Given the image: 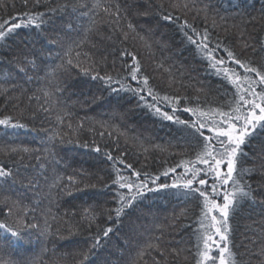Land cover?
Instances as JSON below:
<instances>
[{
  "label": "trees",
  "instance_id": "obj_1",
  "mask_svg": "<svg viewBox=\"0 0 264 264\" xmlns=\"http://www.w3.org/2000/svg\"><path fill=\"white\" fill-rule=\"evenodd\" d=\"M115 2L126 7L128 19L137 25L140 35L148 34L145 38L149 40L150 47L131 35L127 41L116 39L117 34L112 32L102 12L100 15H82L88 10L74 11L71 8L46 16L41 26L43 30L33 27L16 30L17 34L11 38L8 46L0 47V119L8 116L27 125L23 129H4L0 126V144L7 142L39 150L40 155L37 160L36 151L22 153L24 159L21 161L16 154L0 152V164L14 170L18 168L20 173L16 183L9 182L7 186L0 187V220L5 218V205L16 201L19 208L29 210V215L35 216L43 227V213L51 208L48 217L50 234L46 240H38L33 235L30 244L19 242L6 249L0 244V249H5L0 251V258L27 264L29 259L38 258L43 253L46 264H72L73 257L89 247L95 235L112 227L109 236L101 239V246L90 254L88 264H131L134 259L136 264H152V256L159 259L157 253L142 260L137 258L142 241L148 239L145 229L153 234L160 230L164 233L165 258L161 264H195V230L200 208L197 202L183 199L176 189L149 194L151 199H145L138 207L129 209L127 215L118 221L98 215L91 228L79 227L84 223L81 214L90 205L97 208L111 206L110 202L106 203L109 194L102 187V182L93 179L99 175L103 181L108 180L111 162H105L103 153L111 152L114 156L126 153L124 159L134 168L151 174L161 173L181 161L194 158V142L184 126L164 120L143 106L138 107L136 100L128 98V94L124 98L109 95L98 81H93L79 69H73L67 75L58 71L54 77L47 76L46 72L50 66L59 64L63 57L68 24H72L74 29L70 35L79 38L89 23V15H95L96 29L88 32V41L80 50L95 52L96 49L91 46L97 45L100 51L106 53L107 71L113 74L124 72L126 66L119 53L123 49L134 51L142 68L151 77L150 84L161 96L180 97L181 106L187 104L191 107L199 102L205 106L226 107L233 99L232 86L213 73L195 45L185 40L179 31L180 25L186 19L200 31L206 26L214 38L228 43L244 58L264 64V51L261 50L264 46V0H195L197 8L208 6L209 19L206 24L204 14L197 15L196 10L186 9L182 13L173 10L181 19L174 24H164L155 14L150 13L148 17L135 14L144 10L146 0ZM156 2H162L167 8L169 4L182 0ZM75 3L76 0H41L37 5L35 0H28L25 5L23 0H3V4L9 7L0 8V17L25 12L48 13L50 8L61 9L64 4ZM88 3L91 4L92 0H88ZM221 17L227 21V31ZM252 17L256 19L249 23ZM246 42L253 45L255 51L245 48ZM24 54H27V60H36V68L20 62ZM97 58L94 56V59ZM80 59L87 64L83 57ZM126 59L130 61V58ZM21 68L25 70L21 71ZM104 70L100 69L101 72ZM50 80L64 85L62 93H54L59 97L60 113H71L70 117H64L63 125L56 124L55 111L46 114L39 107L45 100L51 99L44 96L43 90L48 88L54 92ZM35 97L40 100L37 101ZM160 106L162 110L170 111L163 103ZM175 115L181 120L191 117L190 113L183 111H177ZM81 122L83 127L79 126ZM69 123L71 127H68ZM100 132L104 135L101 136ZM53 133L63 136L64 142L61 143L57 136L53 156H49L44 148L50 146L49 137ZM95 145L101 147V153L94 151ZM244 149L246 156L242 158L243 165L253 171L250 177H246L252 184L253 197L242 201L236 212L230 215L229 247L235 254L237 264H264V256H259L260 248L264 247V178L260 172L264 163V136H254ZM182 171V168H177V173ZM83 174L88 175L84 183H95L97 187L81 185L82 190H73L71 195L61 191L68 176H76L79 181ZM58 177L64 178L63 183L53 186ZM161 179L170 180V177L162 176ZM65 212L69 215L65 216ZM52 216L56 218L52 219ZM176 252L180 253L179 256L175 255Z\"/></svg>",
  "mask_w": 264,
  "mask_h": 264
},
{
  "label": "snow or ice",
  "instance_id": "obj_2",
  "mask_svg": "<svg viewBox=\"0 0 264 264\" xmlns=\"http://www.w3.org/2000/svg\"><path fill=\"white\" fill-rule=\"evenodd\" d=\"M27 5L28 0H23ZM39 5L41 0H35ZM15 5H10L14 7ZM3 0H0V8H7ZM87 9L82 15L95 13L100 15L102 12L106 17V23L111 27L112 32L116 33V39L127 41L131 35L133 38H139L147 47H150L149 40L145 37L148 35H140L137 31V25L127 17L126 7H122L115 0H92L89 4L88 0H76L75 4H64L61 9L50 8L48 13L27 12L20 15H10L7 18L0 17V47H7L11 38L16 35V30L22 27H33L43 30L42 25L45 23L46 16L55 14L58 10ZM143 11H137V16L148 17L155 14L157 19L164 24H174L181 19L180 15L175 12L182 13L184 10H196L197 15L204 14V22L206 24L209 19L208 6L197 8L195 0H182V2L169 4L165 8L162 2L156 0H146ZM95 15H89V23L83 29V34L79 38H73L70 32L73 29L72 24H68V39L65 41L66 47L63 57L59 64H54L47 69V76H53L58 71H62L65 75L69 74L73 69H79L84 75L90 76L93 81H98L101 88L109 95L124 98L128 94V98L136 100L138 107L143 106L151 113L160 116L167 121L184 126L187 135L194 142L193 151L194 158L181 161L180 164L166 168L163 172L157 174L148 173L146 170L136 169L131 163H128L124 157L126 153H120L114 156L111 152H105V162H111L107 172L108 180L103 181V177L97 175L93 177L102 182V187L109 194L110 207L97 208L90 205L83 210L81 216L84 221L79 227L89 229L92 223L97 219L98 215L106 217L108 220H120L127 215L128 210L134 206H139L145 199H151L149 194H155L167 189L178 190L179 195L188 201L197 202L200 208V216L198 218V227L195 230L197 243L195 245V264H237L235 254L230 249L229 236L231 226L229 224L230 215L234 214L241 202L253 197L252 184L246 177L253 174L252 169L245 168L242 158L246 156L244 146L251 143L254 136H264V64H258L252 59L244 58L242 53H238L232 46L225 43L219 38H214L209 29L205 26L202 31L198 30L193 24L186 19L182 21L179 31L185 40L195 45L196 50L202 54V58L206 59L208 66L213 73L220 77L222 82L231 85L233 88L232 102L226 107L217 105H201L199 102L195 106L184 104L181 106L180 97L177 96H161L150 84V75L147 70L142 68L140 60L134 51L129 52L127 49L120 51V58L123 59L126 70L124 72H109L106 70V53L100 51L97 45L91 47L96 49L95 52H82L80 49L88 41V32L96 29L97 21ZM224 23V30L227 31V21L221 17ZM256 18L252 17L249 23ZM122 21L123 26H122ZM216 26L215 18H213V27ZM98 31V29H97ZM109 38H112L109 36ZM103 39V38H102ZM54 42V41H53ZM245 48H252L253 45L244 44ZM264 51V46H262ZM222 53V55H218ZM94 56L99 58L94 59ZM81 57L87 61L85 65L81 61ZM126 58H130L126 59ZM21 63L30 64L32 68H36V60H27V54H24ZM163 67V65H160ZM101 68H105L103 72ZM21 68V71H24ZM43 71V69H42ZM53 91L48 88L44 89V96L51 97L40 104V109L51 114L55 111L56 124L63 125L64 117L71 116L70 112L60 113V102L58 95L64 91V85L50 80ZM13 87L16 85L13 84ZM259 89V90H257ZM55 93V94H54ZM151 98V99H149ZM32 99V97H29ZM37 101L39 97H35ZM161 103L170 111L162 110ZM63 107H67L63 105ZM177 111L190 113L189 119L181 120L175 115ZM47 119V116L45 117ZM0 126L4 129H23L27 125L15 120L12 117H4L0 119ZM80 127H83L81 122ZM104 126L103 124L101 125ZM71 127V124H68ZM103 136L104 133L100 132ZM59 136V140L63 143V136L53 133L49 137V145H46L44 151L49 156H53L55 142ZM36 151L35 158L40 159L39 150H30L27 147L12 145L10 143L0 144V152L6 154H16L20 160L24 159L22 153H30ZM94 151L101 153V147L94 146ZM54 158V157H53ZM15 160V156H13ZM239 165V167H238ZM177 168L183 171L177 173ZM260 172L264 178V163L261 165ZM19 169L7 167L0 164V187H5L11 183H16L19 176ZM170 177V180H162L161 177ZM88 179L87 174H83L77 181L76 176L70 175L66 178L58 177L53 186L63 183L61 191L68 195L72 191H81L83 187H97V184L84 183ZM211 181V182H210ZM29 183H32L29 181ZM7 212L5 218L0 220V244L6 248L15 246L19 242L31 243L33 235L39 240L47 239L50 234V226L48 217L51 215V208L47 209L44 215V226L37 222L35 216L29 215V210L19 208L16 201L5 205ZM75 215V212L71 213ZM69 215L68 212L64 213ZM52 216V219H55ZM113 231L112 227H107L101 233L92 238L89 247L81 250L73 257L72 264H88L90 254L101 246V239L107 238L109 233ZM148 233V239L142 241V246L137 250V258L143 259L145 256H152V264H161L165 258V249L163 248V231L153 234L151 230L145 229ZM59 233L57 232L56 235ZM255 240L253 243L255 244ZM5 249H0L4 251ZM213 249L216 254L213 255ZM179 252L175 255L179 256ZM259 256H264V247L260 248ZM259 258V257H258ZM0 264H17L12 259L0 258ZM27 264H46L43 259V253L36 258L29 259ZM131 264H136V260H132Z\"/></svg>",
  "mask_w": 264,
  "mask_h": 264
},
{
  "label": "rangeland",
  "instance_id": "obj_3",
  "mask_svg": "<svg viewBox=\"0 0 264 264\" xmlns=\"http://www.w3.org/2000/svg\"><path fill=\"white\" fill-rule=\"evenodd\" d=\"M215 252H216V250H215V249H213V252H212V254H215Z\"/></svg>",
  "mask_w": 264,
  "mask_h": 264
}]
</instances>
